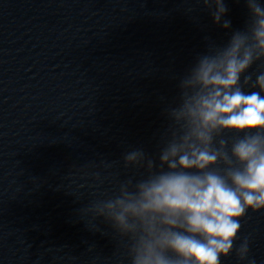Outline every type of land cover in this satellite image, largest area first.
Listing matches in <instances>:
<instances>
[{"label":"water","instance_id":"95a60500","mask_svg":"<svg viewBox=\"0 0 264 264\" xmlns=\"http://www.w3.org/2000/svg\"><path fill=\"white\" fill-rule=\"evenodd\" d=\"M224 3L230 31L199 0H0V264H124L87 210L146 174L124 153L155 154L180 79L246 28L245 0ZM240 237L264 264V210Z\"/></svg>","mask_w":264,"mask_h":264},{"label":"clouds","instance_id":"9594fccd","mask_svg":"<svg viewBox=\"0 0 264 264\" xmlns=\"http://www.w3.org/2000/svg\"><path fill=\"white\" fill-rule=\"evenodd\" d=\"M199 2L231 30L224 0ZM245 4L246 28L211 44L180 79L155 154L124 153V167L146 174L87 210L118 234L124 264H222L234 251L239 264H256L240 233L264 210V0Z\"/></svg>","mask_w":264,"mask_h":264}]
</instances>
